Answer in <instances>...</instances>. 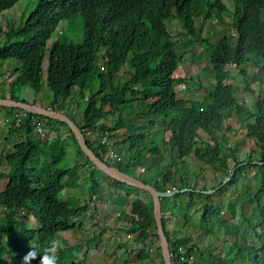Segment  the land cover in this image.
<instances>
[{"label": "trees", "instance_id": "1", "mask_svg": "<svg viewBox=\"0 0 264 264\" xmlns=\"http://www.w3.org/2000/svg\"><path fill=\"white\" fill-rule=\"evenodd\" d=\"M19 2L0 0V18ZM224 13L233 17L230 24L237 37L235 44L227 35L215 43L205 39L201 32L196 33V23L202 25L210 20L221 23ZM171 19H178L182 23L185 30L180 34L183 35L182 40L188 36L199 37L205 49H212L210 60L216 71L217 86L210 90L209 97L203 102L192 101L186 105L177 98L176 87L184 91L190 89L181 87L186 85L187 78L173 77V73L182 67L184 57L177 54V42L168 31L166 22ZM60 27L64 30L61 33L69 34L74 27H78L80 41L74 42L71 36L53 40V34ZM5 36L7 39L15 36L17 41L0 46V69L2 71L3 62L11 61L16 79L9 85L10 95L0 94V98L62 111L76 123L88 147L110 167L118 168L159 191L197 190L195 186L185 183L182 177L178 180L172 177V165L178 164L176 160L182 165L184 158L189 156L214 171L225 172L226 179L232 175L230 157L217 139L218 128L230 111L242 114L248 109L235 95L230 70L238 71L248 79L250 74L246 67L252 61L250 56L254 55L257 57L256 75L264 82V0H39L18 26L8 27ZM47 53L48 66L44 78L43 64ZM124 68L127 69V78L119 75ZM148 74L153 76L146 77ZM44 80L53 93L50 106H44L37 100L32 103L16 95L26 89L40 93ZM201 86L203 83H200ZM76 90L84 104L80 118L61 107V102L72 100ZM140 103L145 104L142 110L144 116L150 118L149 124L158 123L164 128L159 134H169L168 139L161 146L152 143L146 145L148 140L144 131L128 132L121 141L128 145L126 158L105 161L110 146L119 144L122 136L119 131L125 127L126 117ZM105 107L109 108L108 112L104 110ZM254 107L253 118L245 129L248 139L255 143L256 151L251 150L247 158L241 161L233 151L235 148L232 150L235 175L218 192L224 193V188L237 186L242 172L251 166L256 168L255 177H260L261 188L251 199L256 223L250 231L255 245L246 248L226 246L225 254L234 264H264V89L255 99ZM17 111L15 108L0 107V116H4L5 112L4 118H9L14 127ZM27 113L19 128H9L7 131L6 139L10 141L17 136L19 143L10 153L0 157V162L8 166L7 171L0 168V181L7 182L5 189L0 191V227L9 225L5 231L10 239L8 244L0 242L4 257V260L0 258V264H62L63 255L73 247L67 241L61 242L56 235L84 231L90 222L80 218L88 211L87 204L74 208L71 202L63 201L60 194L74 179V172L88 166L91 169L88 178L94 184L92 196L102 190L101 175L108 189L114 185L117 192L132 197L133 206L140 210L143 221L131 216L124 219L125 225L119 230L138 242L137 259L143 262L154 259V250L149 243L154 240L158 245V264H165L154 219L153 200L150 206H145L140 199L133 197L134 192L141 189L110 178L97 169L82 151L68 124ZM115 115L116 123L108 125V118ZM51 123L58 124L66 134L64 139H58L55 143L70 145L76 159L69 169L51 168L46 163L44 175L43 169L39 168L43 161L41 157L52 151L38 144L41 140L38 131L42 128V133H45ZM92 135L97 138L91 140L89 137ZM224 140H227L226 136ZM61 148V156H64L65 147ZM168 158L171 164H167ZM34 162L38 165L35 166ZM137 167L143 172L148 171L149 175L137 174ZM36 175L44 177L40 180ZM200 191L203 192L176 194L173 199L187 195L184 209L188 212L195 205L194 197H205L199 227L214 259L210 238L213 237L212 230L218 221L219 211L211 203L212 196L204 193L209 190L203 187ZM98 199L101 201L103 197L99 195ZM164 209L162 201V212ZM21 212L31 218L30 223L19 218ZM15 223L19 224L18 227H15ZM166 226L163 218L173 264H188L180 257L201 253L196 245L188 247L190 238L177 239ZM220 226L227 228V221L221 220ZM105 230L106 227H103L97 235L86 240L85 258L74 264H85L89 256L87 252L95 250L90 242L96 241L98 248ZM108 242L109 247L112 242ZM127 246L129 244L120 243L118 250Z\"/></svg>", "mask_w": 264, "mask_h": 264}, {"label": "rangeland", "instance_id": "2", "mask_svg": "<svg viewBox=\"0 0 264 264\" xmlns=\"http://www.w3.org/2000/svg\"><path fill=\"white\" fill-rule=\"evenodd\" d=\"M39 0H20V2L13 7L11 10L4 12L0 18V46H4L10 42H16L15 36L12 39H7L5 36V31L8 30L10 25L18 26L22 19L29 16L31 11L35 6H37ZM233 17L224 13V18L222 22L215 23L213 20L204 22L202 25L196 23V33L201 32L205 39H211L213 42H219L224 35H227L233 44L236 43L237 37L233 32V27L230 24ZM168 31L170 32L172 39L177 42L176 51L177 54L184 57L182 60V67H179L176 72L173 73L175 78H187L186 85L181 86L189 88L190 90L184 91V89H178L177 98L179 102H183L189 105L192 101H205L209 97L210 90L217 86L216 71L214 70L211 60L210 52L212 49H205L203 46V40L199 37H184L180 34L184 33V27L178 19H171L166 22ZM203 28V30H201ZM64 31L61 27L53 34V40L57 37L60 39H65V37L71 36L74 42L80 41L81 32L78 27H74L72 33H61ZM51 42L49 43V45ZM252 61L246 67L250 76L245 79L244 76L235 70L232 71V84L235 87V95L245 106L248 107L247 111L242 114L236 111H230L224 120V123L220 125L218 141L223 144L227 154L229 155V165L235 172L234 159L231 156L233 154L232 150L235 148L234 153L239 159L245 160L251 150L256 151V145L253 141L249 140L246 135V124L253 118L252 113L254 112V102L258 97L259 93L264 89V82L257 77L256 73L258 71L256 66L257 57L250 56ZM48 66V53L43 64L44 78H46ZM3 69H0V94L9 96V85L11 82L15 81L16 77L13 75V65L11 61L3 62ZM122 78H127V69L124 68L119 74ZM152 74H148L146 77H152ZM247 82L249 85L247 86ZM200 83L203 86L200 87ZM197 85V86H196ZM18 97L21 96L22 99H26L30 102L38 101L44 106H50L53 101V93L47 86L46 80H44L43 87L40 93H36L32 89L20 90ZM81 103L79 98V93L76 90L75 95L71 101L61 102L62 110L67 111L70 114H76L78 118L82 116L83 102ZM145 104H138L137 107L126 117L125 127L119 132L122 135L119 139V144L110 146L108 154L106 155L105 161H116L117 159L110 158V153H116L120 159H125L127 156L128 145L122 143L124 135L128 132H139L144 131L147 135L146 145L154 144L159 145L163 143L164 140L168 139V135H160L159 133L163 131V127L157 123L155 125H150L146 116H144ZM106 112L109 111L108 107H105ZM5 116V112L3 113ZM116 117H109L107 120L108 125H114L116 123ZM138 128V129H136ZM9 127H4V124L0 125V157L10 153L16 144L19 143V138L14 137L10 139V143L6 141V134ZM158 134L160 136H158ZM45 135V136H44ZM39 143L40 146L47 150H51L52 153L41 157L43 160L39 168L44 169V165L47 163L48 166L55 169H69L73 167L75 163L74 149L70 145L61 146L55 142L58 139H64L66 134L62 132V129L56 123H51L49 128L45 133H40ZM224 136L227 140H224ZM91 140L97 138V136H90ZM206 138L205 135L202 137ZM44 139V140H43ZM144 144V143H142ZM141 144V145H142ZM61 147H65V155L61 156ZM150 155H148L149 157ZM258 155H256L257 157ZM178 164L172 165V177L174 180L182 177L185 183L189 186H195L194 189L203 190L206 187L210 191L212 196L211 203L217 206L219 211V218L216 225L213 227V237L210 238V245L212 246V255L214 259L210 256V252L202 239L203 230L199 227L200 217L202 215V206L205 203V197H194L195 205L188 210L185 208V200H187V195H182L180 199L173 198H163V207H165L164 219L166 221V229L172 233L173 237L179 239L190 238L191 242L189 246H197L200 248V254L192 255L193 264H234L230 261V256L226 253V249L229 245H235L239 248H246L254 246V239L251 234V228L255 226L256 215L254 210V205L251 203V199L257 194L261 188L260 177H255L256 168L251 166L247 168L241 175H239V181L237 186L224 188V193H218L221 188L226 185L220 186L226 181V173L214 171L210 167L197 163L192 156L184 158V163L181 165L179 160H176ZM35 163V162H34ZM93 164V163H92ZM166 164V163H165ZM167 164H171V159L168 158ZM38 164L35 163V166ZM32 166V165H31ZM34 167V166H32ZM89 167H84L76 172H74V179L71 183H68V187L63 190L60 194V198L63 201H68L73 204L74 208L79 206L88 205L89 209L81 219H86L90 223L88 229L84 231H71L66 233H60L56 235V238L61 242H68L73 248L70 252L63 255L62 264H74L78 260L85 258L87 239L94 235H97L103 227H106L105 234L103 235V240L100 241L99 247H96V241H91V245L94 251H88V258L85 264H158L159 260L156 258L158 252L157 242L152 240L150 245L152 250H154V259L150 261H139L137 259V246L138 242L132 240V238L122 232V226L125 225L124 219H129L131 216H135L137 219L143 221L141 212L138 208H135L132 204V197H128L125 193H119L115 190L114 185H110L109 192L108 186L105 183L104 177L100 176V180L103 183L102 190L97 195H101L103 200H99L97 195H93L94 184L88 178L90 173ZM165 167V166H163ZM167 167V165H166ZM0 168L2 171H7L8 166L5 162H0ZM137 174H142L148 176L149 172H143L139 167L136 169ZM103 176V175H102ZM32 177V176H31ZM38 179H42L43 175H36ZM80 177V178H79ZM162 177V176H160ZM79 178V181H78ZM163 178V177H162ZM173 182V179H172ZM7 183V182H6ZM6 183L0 181V191L5 189ZM93 187V188H92ZM185 189V188H184ZM190 191V190H189ZM212 192V193H211ZM117 193V194H116ZM182 194V193H181ZM184 194H187L185 192ZM134 198L140 199L145 206H150L152 199L144 191H135L133 194ZM1 208V207H0ZM181 208V210H179ZM1 210V209H0ZM173 217H172V216ZM245 215V216H244ZM0 217L2 213L0 211ZM20 219L25 222L30 223L31 218L20 213ZM123 220V221H122ZM221 220L227 221V228L221 227ZM95 222L99 223L100 228H96ZM18 223H15V227H18ZM5 227H0V241L8 244L9 235L6 233ZM110 240L109 247L108 241ZM115 242V246H113ZM98 243V242H97ZM106 243V244H105ZM129 244L126 248L118 250L119 244ZM35 245V243H33ZM80 245H83L80 248ZM0 258L4 260V257L0 250ZM222 259V261H221Z\"/></svg>", "mask_w": 264, "mask_h": 264}, {"label": "water", "instance_id": "3", "mask_svg": "<svg viewBox=\"0 0 264 264\" xmlns=\"http://www.w3.org/2000/svg\"><path fill=\"white\" fill-rule=\"evenodd\" d=\"M0 107L5 108H15L19 110H24L27 112H30L35 115H41L56 121H60L63 123L68 124V127L72 130L74 133L79 145L81 146L82 151L84 154L89 157L91 162L94 164V166L99 169L100 171L104 172L107 176L110 178L116 179L122 183H125L129 186L136 187L138 189H141L142 191H145L150 194V196L153 199V205H154V219L156 222L158 237L160 240L161 250L164 258L165 264H173L171 255H170V248L169 244L165 235V230L163 227V213H162V199L163 198H172L176 194L184 193L186 191H189V189H181L177 190L174 189L172 191H159L155 187L151 185H147L144 182L126 174L120 171L118 168L110 167L107 163H105L103 160H101L87 145V142L82 135L80 129L77 127L76 123H74L68 116H66L62 111H55L50 108H45L40 105H33L28 103H22V102H16L10 99H1L0 98ZM235 173H232V175L226 179L224 185H227L234 177ZM210 191H204L207 195H210ZM196 193H201L203 191L195 190ZM212 193V192H211Z\"/></svg>", "mask_w": 264, "mask_h": 264}, {"label": "built area", "instance_id": "4", "mask_svg": "<svg viewBox=\"0 0 264 264\" xmlns=\"http://www.w3.org/2000/svg\"><path fill=\"white\" fill-rule=\"evenodd\" d=\"M27 116H28V113L26 111H20L14 117V119H16V124L14 125V127H12V123H11L9 118H4V116H0V125H1V123H3L4 127L17 129L20 127L22 120H24ZM39 133H42V128L39 129ZM110 158L119 160V156L113 152L110 153Z\"/></svg>", "mask_w": 264, "mask_h": 264}, {"label": "clouds", "instance_id": "5", "mask_svg": "<svg viewBox=\"0 0 264 264\" xmlns=\"http://www.w3.org/2000/svg\"><path fill=\"white\" fill-rule=\"evenodd\" d=\"M41 106V105H40ZM51 109V108H50ZM19 111H24V110H19ZM27 112V111H26ZM18 113V112H17ZM39 132V131H38ZM116 154V153H115ZM118 160V159H117ZM119 160H122V159H120V157H119ZM185 189H187V188H185ZM172 190H174V189H172ZM172 190H169V191H172ZM177 190H179V189H177ZM189 190H192V189H189ZM192 191H194L195 192V190H192ZM191 191V192H192ZM145 192V191H144ZM187 193H188V191H186ZM185 193V192H184ZM181 194V193H180ZM150 195V194H149ZM151 197V196H150ZM173 198V197H172ZM151 199H152V197H151ZM153 200V199H152ZM163 213V212H162ZM142 216V215H141ZM96 224H95V226L94 227H96V228H100L101 226L99 225V223H97V222H95ZM88 229V228H87ZM0 242H3V241H0ZM179 251H181V249H179ZM170 255H171V253H170ZM171 258H172V255H171ZM180 260L181 261H183V262H186V263H188V264H192V256H190V257H180Z\"/></svg>", "mask_w": 264, "mask_h": 264}, {"label": "crops", "instance_id": "6", "mask_svg": "<svg viewBox=\"0 0 264 264\" xmlns=\"http://www.w3.org/2000/svg\"><path fill=\"white\" fill-rule=\"evenodd\" d=\"M17 112H18V113L20 112L19 109H18ZM17 112H16V113H17ZM7 131H8V130H7ZM6 135H7V134H6ZM6 137H7V136H6ZM14 137H17V136H14ZM14 137H13V138H14ZM6 141L10 143V141H9L8 139H6ZM119 193H120V192H119ZM116 194H117V193H116Z\"/></svg>", "mask_w": 264, "mask_h": 264}]
</instances>
